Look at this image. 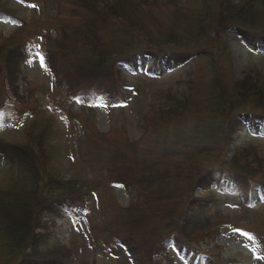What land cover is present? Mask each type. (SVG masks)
Instances as JSON below:
<instances>
[{
    "label": "rangeland",
    "instance_id": "374dc122",
    "mask_svg": "<svg viewBox=\"0 0 264 264\" xmlns=\"http://www.w3.org/2000/svg\"><path fill=\"white\" fill-rule=\"evenodd\" d=\"M54 1L28 0L25 3L15 2L12 6L17 9L20 19L32 22L54 15ZM58 1L61 7L59 17L64 21L72 20V24H78L83 17H87L76 0H57L56 4ZM173 1L176 2L157 0V3L145 5V11L150 13L154 20L144 14L138 15V22L144 27V30H138L141 35L139 41H144L147 36L161 38L168 32H172L177 38L188 37L192 41L196 40L189 50L214 49L218 54L221 53L212 57V67H215L212 71L208 57L203 55L197 59L192 55L184 63L167 69L161 64L153 65L152 57L146 54L140 55L138 61L133 63L134 69L118 61L116 68L125 79L121 87L124 103L109 107L99 97H95L88 104L73 100L72 113H75L76 117L69 118L64 114L51 112L46 103L45 96L51 91L53 82L51 72L46 69L39 53H34L28 64L22 68L27 81L20 82L22 85L19 92L26 97L28 106L23 109L14 101L10 104L14 122L10 127L1 126L0 136L21 142L33 117L52 118L53 122L49 120L54 124V131L50 142L57 148L56 166L59 167L61 175L66 178L77 175L83 179L104 180L102 188L89 194L84 208L63 210V216L49 229L53 233L50 234L49 244L63 246L71 251L61 260V264H138L136 258L141 255V259H144L145 250L149 251V245L157 240L160 234L174 229L171 224L186 206L192 181L204 168H212L214 178L221 180L210 189L215 199H232L236 195L229 191L228 180L216 168L222 155L219 148L222 140L219 135L221 128L211 126L206 118L213 114L214 103L218 99L217 90L221 91L223 88L224 94H228L233 81H240L250 75L264 88V44L256 49L252 42L246 41L231 28L226 29L229 22H232L229 21L230 17L228 20L223 18L225 28L221 26L219 20L223 10L216 15L217 3L208 0ZM207 7L211 13L202 19V10ZM223 7L220 6V9ZM224 10L225 14L229 11L227 7ZM235 23L244 29L264 34L263 8L257 1H253L249 12L245 11ZM200 25H203V34L198 35L197 29ZM16 26L0 19V36L12 34ZM34 40L38 43L39 37ZM106 42L109 46L107 40ZM216 59L222 64H216ZM66 61L74 74L80 75L86 70V64L79 56ZM191 73L194 79L188 89L186 82L192 77ZM168 92L177 101L183 100L178 114L182 124L177 129L174 128L172 119L158 115L161 109H169L165 105L168 101L163 98ZM175 104L174 101L169 102L170 106ZM20 110L24 113L19 114ZM178 129L183 141L175 137ZM165 141L169 145L165 149L166 152L162 150ZM182 142L187 145L183 147ZM130 143H134L138 150L154 146L155 153H152V157L165 154L162 164L157 168H160L159 172H165L169 179L162 183L153 179L151 186L142 182L149 194L147 201L136 197L133 186L127 187L120 180L107 176L108 169L118 165V169L125 174L132 176L135 173L133 169H127L128 159L134 154L129 149ZM247 147L254 149V152L263 158L264 163V125L257 124L252 127L249 123L242 124L225 153V159L235 150ZM114 149H119L118 152L125 156L112 158L109 150ZM4 168L3 162L0 161L1 188L5 182L2 180ZM203 194L201 191L195 193ZM131 203L139 205L141 215L137 216L136 210L124 211ZM253 208L259 213V220L264 224V191L255 194ZM215 211L223 216H234L240 212L236 202L231 200L221 202L216 209H208L211 215L208 232L213 233L216 230L217 233L204 240L201 239V233H192L197 235L195 245H199L203 251L208 249L219 251L223 256H231L240 264H264V253L259 250L252 235L246 231L256 232V222L249 225L235 224L228 218L218 221L212 217ZM110 222L109 233L105 230L99 232L104 223ZM119 237L131 239L129 244L136 248L135 251L130 254L119 241ZM140 243L143 244V249L138 246ZM17 253L18 251L9 255L10 257L0 263L16 264L19 258ZM168 257L165 261L157 257L154 259L160 264H204L203 259H189L179 255L173 248H169Z\"/></svg>",
    "mask_w": 264,
    "mask_h": 264
},
{
    "label": "trees",
    "instance_id": "16d2710c",
    "mask_svg": "<svg viewBox=\"0 0 264 264\" xmlns=\"http://www.w3.org/2000/svg\"><path fill=\"white\" fill-rule=\"evenodd\" d=\"M25 1L28 0H0V19L17 25L12 34L0 36V128L10 127L14 122L10 105L13 101L23 109L28 106L26 97L19 90L22 85L20 82L27 81L22 68L28 64L34 53H39L46 69L52 75L53 84L51 91L45 96L46 103L51 112H58L69 118L76 117V114L72 113L73 100L88 104L95 97H99L109 107L124 103L121 87L125 79L116 68L118 61L134 69L133 63L138 61L140 55L146 54L152 57L153 65L161 64L167 69L184 63L192 55L194 59L203 55L208 57L212 71L215 68L212 67V57L221 54L214 49L189 50L196 40L192 41L188 37L177 38L172 32L161 38L147 36L144 41H139L141 35L138 30H144V27L138 22V15L144 14L154 20L152 15L145 11V5L157 3V0H76L77 5L87 14L78 24H72V20L67 22L59 17L61 7L59 1L56 4L57 0L54 1V15L25 22L17 16V9L12 6L15 2ZM208 1L217 3L216 15L223 10L219 20L221 26L224 27L223 18L228 20L230 17L229 21L233 23L229 22L226 29L231 28L237 35L252 42L256 49L264 44L263 33L244 29L235 23L245 11L249 12L253 1H257L264 11V0H236L235 3L234 0ZM222 5L224 7L220 9ZM247 5L248 7L243 9ZM225 7L229 10L227 14L224 13ZM202 11V19L211 13L209 7ZM202 28L203 25H200L197 29L198 35L203 34ZM133 31L135 33L132 34ZM35 37H39L38 43L34 40ZM74 56H79L86 64V70L80 75L72 73L67 65L66 60ZM215 63L222 64L218 59ZM193 79L194 75L186 82L188 89ZM217 92L218 99L215 100L213 114L206 120L211 126L221 128L219 135L222 140L219 148L222 155L216 168L228 180L229 191L236 194L232 199L226 200L235 201L240 212L234 216H223L215 211L212 217L218 221L228 218L235 224L249 225L256 222V232L246 231L252 235L259 250L264 253V224L259 220V213L253 208L255 194L264 191L263 158L259 157L254 149L247 147L235 150L225 159V153L242 124L249 123L252 127L257 124L264 125V88L253 76L246 75L240 81H233L228 94H224L223 88ZM170 96L169 92L163 96L168 101L165 105L169 109H161L158 115L172 119L174 128L177 129L182 124L178 114L183 100L177 101ZM171 101L176 104L170 106ZM20 113L24 111L20 110ZM49 119L52 121L49 117H33L21 142L0 136V161L5 166L2 179L5 182L3 181L4 185L0 187V262L18 251L16 264H61V260L71 251L63 246L49 244L50 234L53 235L49 229L62 217L63 210L84 208L89 194L103 187L104 180L101 178L83 179L77 175L66 178L61 175L59 167L56 166L58 151L50 142L54 124ZM176 132L175 137L182 140L179 129ZM186 145L182 142L183 147ZM134 146V143L129 144V149L134 154L128 159L127 166V169L134 170L133 177L119 170L120 165L109 168L107 176L120 180L127 187L133 186L136 197L147 201L149 194L141 183L151 186L153 179L157 183L169 179L165 172H159L160 168H157L162 164L165 154L152 157V153H155L154 146L139 150ZM167 146L169 145L165 141L162 150L166 152ZM118 150H109L112 158L125 156ZM140 172L142 175L138 176L137 173ZM220 181V178H214L212 168H204L203 172L196 174L189 189L186 206L171 224L174 229L160 234L158 239L149 245V251L145 250L144 259H141V255L136 258L138 264H160L154 257L167 260L169 248L192 260L203 259L204 264H240L235 258L223 256L219 251L201 250L199 245H195L197 242H194L197 235H192L199 232L204 240L217 233L216 230L213 233L208 232L211 221L208 209H216L221 202L226 201L215 199L210 191ZM196 191L204 194L195 195ZM138 208L139 205L131 203L124 211L136 210V215L139 216L141 212ZM110 224L111 222L104 223L99 232L105 230L109 233ZM119 241L130 254L135 251L136 248L129 244L131 239L119 237ZM142 245L140 243L138 246L142 248Z\"/></svg>",
    "mask_w": 264,
    "mask_h": 264
}]
</instances>
